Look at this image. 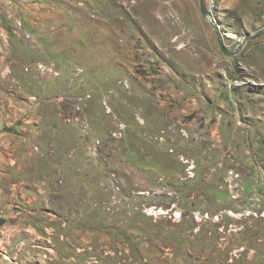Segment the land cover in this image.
<instances>
[{
  "label": "rangeland",
  "instance_id": "obj_1",
  "mask_svg": "<svg viewBox=\"0 0 264 264\" xmlns=\"http://www.w3.org/2000/svg\"><path fill=\"white\" fill-rule=\"evenodd\" d=\"M216 4L0 0L48 171L0 203V264H264V36L215 35L264 29V0Z\"/></svg>",
  "mask_w": 264,
  "mask_h": 264
},
{
  "label": "crops",
  "instance_id": "obj_2",
  "mask_svg": "<svg viewBox=\"0 0 264 264\" xmlns=\"http://www.w3.org/2000/svg\"><path fill=\"white\" fill-rule=\"evenodd\" d=\"M0 23V34L10 36L8 26L2 19ZM4 66L3 57H0V203L11 202L16 197L19 201L33 206L38 199L34 194V187L41 175L48 171L36 163L38 157L33 150L35 130L32 125L34 111L29 110V105L28 108L22 107L23 101L16 89L21 79L27 76L19 67L12 65L11 75L16 82L6 80L4 76L9 68ZM22 119L24 121H21L19 126L18 122ZM20 130L26 139H18ZM3 225L10 228L14 226V229H17L15 215L5 214L0 219V228L5 227ZM27 229L30 230L31 227Z\"/></svg>",
  "mask_w": 264,
  "mask_h": 264
},
{
  "label": "water",
  "instance_id": "obj_3",
  "mask_svg": "<svg viewBox=\"0 0 264 264\" xmlns=\"http://www.w3.org/2000/svg\"><path fill=\"white\" fill-rule=\"evenodd\" d=\"M198 6H199V12L202 18L212 25V20L210 16L208 15V13L206 12L203 0H198ZM215 35H216V40H217V44H218V48L220 52L224 54L225 56L233 57V56H236L248 42H251V41H254V40H257L263 37L264 29L259 30L258 32L254 34L244 35L242 40H240V42H238V44H236V46H234V48L231 50H228L226 48V46L224 45L222 41V38L219 36V34L216 31H215Z\"/></svg>",
  "mask_w": 264,
  "mask_h": 264
},
{
  "label": "built area",
  "instance_id": "obj_4",
  "mask_svg": "<svg viewBox=\"0 0 264 264\" xmlns=\"http://www.w3.org/2000/svg\"><path fill=\"white\" fill-rule=\"evenodd\" d=\"M203 2H204V6H205L206 10H207L210 14H212V13L216 10V8H217V4H216V3H217V0H203ZM37 69L40 70V71H42V72H43V71H49V72H50L49 69L43 67L42 65H38V66H37ZM24 70H25L26 72L29 71V69H28L27 67H25Z\"/></svg>",
  "mask_w": 264,
  "mask_h": 264
},
{
  "label": "bare ground",
  "instance_id": "obj_5",
  "mask_svg": "<svg viewBox=\"0 0 264 264\" xmlns=\"http://www.w3.org/2000/svg\"><path fill=\"white\" fill-rule=\"evenodd\" d=\"M227 35H228V36H231V37H233V35H232V34H230V33H228Z\"/></svg>",
  "mask_w": 264,
  "mask_h": 264
}]
</instances>
